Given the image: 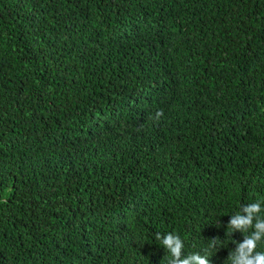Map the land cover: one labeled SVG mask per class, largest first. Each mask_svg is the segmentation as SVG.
Returning <instances> with one entry per match:
<instances>
[{
  "label": "trees",
  "instance_id": "16d2710c",
  "mask_svg": "<svg viewBox=\"0 0 264 264\" xmlns=\"http://www.w3.org/2000/svg\"><path fill=\"white\" fill-rule=\"evenodd\" d=\"M253 204L264 0H0V264H235Z\"/></svg>",
  "mask_w": 264,
  "mask_h": 264
},
{
  "label": "clouds",
  "instance_id": "9594fccd",
  "mask_svg": "<svg viewBox=\"0 0 264 264\" xmlns=\"http://www.w3.org/2000/svg\"><path fill=\"white\" fill-rule=\"evenodd\" d=\"M163 115L162 112H157L159 118ZM248 217H241L238 214L233 217L230 222L231 228L242 229L247 233V229L254 227L255 231L245 235L243 243H238L237 254L230 255V259H234L235 264H264V251L258 250L260 245L264 243V220L258 221L255 225L252 223L253 214L261 211L259 204H253L246 209ZM157 239H162L159 235ZM164 247L171 253L175 264H191L195 261L196 264H209V261L200 258L198 255L190 256L188 259H180L181 250L184 247L181 239L174 235H167L162 239Z\"/></svg>",
  "mask_w": 264,
  "mask_h": 264
}]
</instances>
